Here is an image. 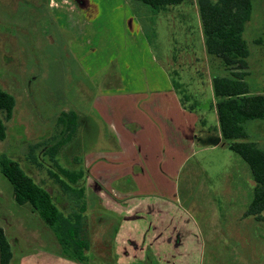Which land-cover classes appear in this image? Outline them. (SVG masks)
Segmentation results:
<instances>
[{
  "label": "rangeland",
  "instance_id": "1",
  "mask_svg": "<svg viewBox=\"0 0 264 264\" xmlns=\"http://www.w3.org/2000/svg\"><path fill=\"white\" fill-rule=\"evenodd\" d=\"M251 7L243 32L248 57L232 68H224L207 54L201 58L196 0H185L164 15L141 20L150 31L149 39L150 27L156 28L152 51L159 57L169 47L170 58L176 64L183 60L192 65L186 70L195 67L199 78L216 76L246 86L249 94L264 96V0H251ZM129 14L134 12L125 0H0V88L15 101L9 120L0 114L5 126L0 156L15 161L51 194L65 215L73 205L48 174H57L55 164L43 156L42 146L33 152L36 162L30 163V149L58 141L55 163L84 173L80 186L88 207L90 249L88 262L82 264H117L115 236L138 242L144 236L145 223L152 221L149 217L143 223L125 224L122 216L131 204L154 201L164 202L160 210L182 231L183 248L174 253V264H264V223L244 216L254 184L247 165L226 148L198 152L176 181L165 177L162 182H151V190L166 191L170 197L151 193L122 200L118 214L101 206L99 196L119 200L111 193L99 194V190L107 188L118 196H132L134 190L130 176L121 170L129 168H125L128 162L117 160L114 154L118 148L113 129L116 74L144 70L146 61L140 40L124 29ZM128 25L140 33L137 17ZM201 60L203 68L194 66L193 62ZM69 111L80 121L70 143L68 135L57 139V118ZM243 128L244 141L264 143V118L245 122ZM97 166L106 174L104 180L91 172ZM116 168L120 175L109 177V170ZM173 184L175 194L170 189ZM12 194L10 183L0 173V228L13 255L9 264H79L62 253L54 233L30 206L17 205ZM144 261L137 257L130 264Z\"/></svg>",
  "mask_w": 264,
  "mask_h": 264
},
{
  "label": "crops",
  "instance_id": "2",
  "mask_svg": "<svg viewBox=\"0 0 264 264\" xmlns=\"http://www.w3.org/2000/svg\"><path fill=\"white\" fill-rule=\"evenodd\" d=\"M165 13L166 11L157 15ZM133 17L136 18L134 14L127 17L129 24ZM197 18L199 22L197 43L198 49L202 50L200 53L202 58L206 51L198 13ZM128 22L124 29L126 33L140 40L146 61L144 70L140 69L135 73L127 70L124 73L118 72L114 82L116 121L112 127L117 133L115 135L118 148L114 154L117 160L128 162L125 168H129L121 170L130 176L134 190L131 191L132 196L121 194L118 196L115 195L117 192H111L105 187L109 192L104 189L99 190V194L111 193L119 201L111 202L100 196L99 198L104 209L117 214L121 209L122 200L127 202L133 197H148L151 193L170 197L166 191V194H163L161 191L155 193L151 190V182H162L165 177L176 181L184 165L198 152L227 149L220 134L216 114L217 101L212 89V80L216 76L199 78L194 73L195 67L186 70L192 65L183 64L185 63L183 60L176 64L172 57L170 58L169 47L162 49L163 54L159 57L152 51L154 44L152 41L157 39L156 28H151L150 40L145 36L142 26L138 33L129 29ZM193 63L194 66L202 65L203 68L202 60ZM182 66L190 72L182 70ZM173 72H176V75H171ZM184 98L188 101L181 103ZM127 128L130 129V133L127 132ZM102 166L103 164H100V167ZM100 167L97 166V169H92L91 172L98 179H103L106 174L101 173ZM118 172V168L111 169L108 175L118 176L120 175ZM170 189L172 193H176L174 184L172 188L170 185ZM155 203V201L135 203L126 208V216H122V219L127 221L125 224L143 223L149 217H152V221L145 223L144 236L138 242L119 238L118 234L115 236L114 256L117 264L118 261L119 264H130L137 257L146 260L145 264H174V253H180L183 248L182 231L174 227L171 220L165 218L164 212L160 210V203L164 202H157L158 208L155 207Z\"/></svg>",
  "mask_w": 264,
  "mask_h": 264
},
{
  "label": "trees",
  "instance_id": "3",
  "mask_svg": "<svg viewBox=\"0 0 264 264\" xmlns=\"http://www.w3.org/2000/svg\"><path fill=\"white\" fill-rule=\"evenodd\" d=\"M125 1L133 9L148 38L150 31L144 29L141 19L181 5L185 0ZM196 4L206 54L217 59L224 68H232L244 61L248 57V50L243 40V32L250 20L251 0H196ZM212 89L217 101L216 114L224 145L247 165L254 184L244 216L264 223V143L259 145L244 141L246 133L243 128L245 122L264 118V96L249 94L246 86H237L218 77L213 78ZM14 106L13 96L0 88V114L6 120L11 118ZM79 122V116L75 112L62 113L57 118L60 128L57 139L68 135L70 143L78 130ZM4 139L5 126L0 118V141ZM52 141L33 145L28 158L30 163H35L33 152L42 146L43 156L53 161L57 174H48L73 205L68 215L58 209L48 191L36 184L15 161L4 155L0 156V173L10 183L15 203L19 206H30L31 211L54 233L62 253L73 262L87 263L90 249L86 215L88 207L85 204L84 189L80 186L84 173L62 168L55 163L54 159L61 144L58 141L51 143ZM11 259V248L0 228V264H9Z\"/></svg>",
  "mask_w": 264,
  "mask_h": 264
}]
</instances>
